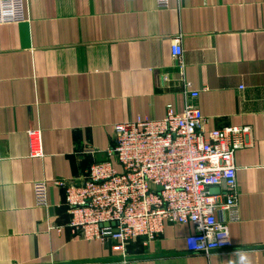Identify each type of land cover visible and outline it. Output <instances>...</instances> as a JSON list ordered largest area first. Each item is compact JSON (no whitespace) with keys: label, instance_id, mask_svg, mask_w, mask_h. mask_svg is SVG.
Masks as SVG:
<instances>
[{"label":"crops","instance_id":"crops-1","mask_svg":"<svg viewBox=\"0 0 264 264\" xmlns=\"http://www.w3.org/2000/svg\"><path fill=\"white\" fill-rule=\"evenodd\" d=\"M0 25V264H264V0H27ZM181 38L183 70L170 50ZM197 90L205 130L247 128L234 154L240 219L230 252L186 251L188 225L124 252L71 234L64 189L113 145L112 126L183 112ZM40 128L44 157H28ZM48 183L37 208L33 183Z\"/></svg>","mask_w":264,"mask_h":264},{"label":"built area","instance_id":"built-area-1","mask_svg":"<svg viewBox=\"0 0 264 264\" xmlns=\"http://www.w3.org/2000/svg\"><path fill=\"white\" fill-rule=\"evenodd\" d=\"M158 9L168 0H155ZM27 0H0V25L27 19ZM174 65L183 70L181 38L171 45ZM183 112L167 106L164 117H147L112 126L113 145L103 161L92 163L79 184L55 182L64 189V204L72 235L86 241H110L114 251L128 243L147 244L159 237L164 223L191 227L186 251L210 257L230 252L228 224L240 219V193L234 164L243 148L247 128L206 131L204 117L194 105L198 91L182 80ZM28 157H44L40 128L26 131ZM218 188V194H211ZM48 183H33L37 208L47 207Z\"/></svg>","mask_w":264,"mask_h":264},{"label":"water","instance_id":"water-1","mask_svg":"<svg viewBox=\"0 0 264 264\" xmlns=\"http://www.w3.org/2000/svg\"><path fill=\"white\" fill-rule=\"evenodd\" d=\"M211 194H218L219 193V189L218 188H211L210 190Z\"/></svg>","mask_w":264,"mask_h":264},{"label":"trees","instance_id":"trees-1","mask_svg":"<svg viewBox=\"0 0 264 264\" xmlns=\"http://www.w3.org/2000/svg\"><path fill=\"white\" fill-rule=\"evenodd\" d=\"M135 241H137V242H141L142 243V239H136Z\"/></svg>","mask_w":264,"mask_h":264}]
</instances>
